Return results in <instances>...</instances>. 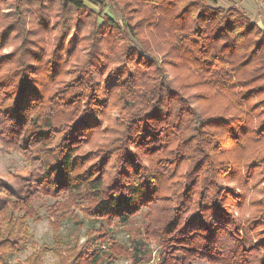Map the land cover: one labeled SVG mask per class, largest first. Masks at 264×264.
Segmentation results:
<instances>
[{"label":"clouds","instance_id":"obj_1","mask_svg":"<svg viewBox=\"0 0 264 264\" xmlns=\"http://www.w3.org/2000/svg\"><path fill=\"white\" fill-rule=\"evenodd\" d=\"M253 79L264 0H0V264H264Z\"/></svg>","mask_w":264,"mask_h":264},{"label":"trees","instance_id":"obj_2","mask_svg":"<svg viewBox=\"0 0 264 264\" xmlns=\"http://www.w3.org/2000/svg\"><path fill=\"white\" fill-rule=\"evenodd\" d=\"M253 52H255V49H253ZM245 63L247 64L248 62L245 61ZM249 83L253 84L254 87H247V85ZM242 84L246 87V91L248 93H252V98H254L256 95H260L262 92H264V84H256L255 83V79H253L252 81H243ZM195 91H198L197 95H202L203 94V92L200 91V90H193V92H195ZM199 92L202 93V94H199ZM194 95H196V94H194ZM210 118H223V117L213 116V117H210ZM256 155L257 154L254 153L253 159L251 160L252 162L256 161ZM261 158H264V157H261ZM251 163H250V165H251ZM0 222H2V216H0Z\"/></svg>","mask_w":264,"mask_h":264},{"label":"rangeland","instance_id":"obj_3","mask_svg":"<svg viewBox=\"0 0 264 264\" xmlns=\"http://www.w3.org/2000/svg\"><path fill=\"white\" fill-rule=\"evenodd\" d=\"M193 94H196V95H197V94H198V91L193 92ZM199 94H202V93L199 92ZM251 162H252V161H250V163H251ZM255 163H256V161L252 162L251 165H252V164H255ZM251 165H250V166H251Z\"/></svg>","mask_w":264,"mask_h":264}]
</instances>
